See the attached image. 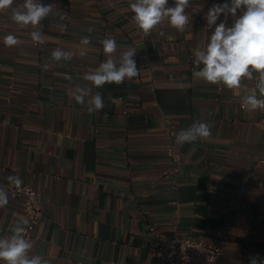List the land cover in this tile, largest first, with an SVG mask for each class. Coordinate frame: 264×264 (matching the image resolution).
<instances>
[{
    "label": "crops",
    "instance_id": "0c3cea01",
    "mask_svg": "<svg viewBox=\"0 0 264 264\" xmlns=\"http://www.w3.org/2000/svg\"><path fill=\"white\" fill-rule=\"evenodd\" d=\"M42 2L54 6L42 21L43 45L31 40L33 26L0 13V186L9 195L0 238L25 215L24 197L7 189V177L17 175L43 210L29 255L49 264H150L151 225L207 244L223 232L218 264L264 260V110L241 108L255 79L231 90L192 78L194 50L214 30L205 31V15L230 0H190L184 32L164 22L147 35L133 20L134 0ZM9 33L18 45L3 43ZM85 37L91 44L81 58ZM107 38L117 42L116 58L136 49L140 74L96 88L83 77L105 60ZM56 48L73 59L52 60ZM76 87L99 92L105 107L89 113L72 98ZM196 121L210 123L212 135L176 144Z\"/></svg>",
    "mask_w": 264,
    "mask_h": 264
},
{
    "label": "clouds",
    "instance_id": "9594fccd",
    "mask_svg": "<svg viewBox=\"0 0 264 264\" xmlns=\"http://www.w3.org/2000/svg\"><path fill=\"white\" fill-rule=\"evenodd\" d=\"M15 4L16 0H0V13L10 11L11 19L17 25L33 26L35 30L30 34L31 40L43 45L45 40L41 30L42 21L54 14L53 4H45L42 0H22L19 5L14 6ZM190 7V0H173L172 6H169V0H134L130 3V9L134 13L133 20L146 35L164 22L179 32H184L190 23L186 14V9ZM222 15L224 19L220 20ZM229 16L232 17L231 26L227 23ZM205 20V31L214 30L206 42L194 50L195 68L192 78L213 85H223L231 90L242 89L245 80L255 79V88L241 96V108L246 112L264 110V0L214 3L207 11ZM218 20L220 22L217 24ZM3 43L11 47L18 45L19 41L15 34L9 33L4 37ZM101 43L106 58L93 72L84 75V81L102 88L105 84L120 85L125 80L139 76L134 59L135 48L127 49L116 58L113 55L117 52L116 40L107 38ZM80 44L76 54L83 58L87 55L86 46L91 44V40L82 38ZM51 59L56 62L71 61L73 53L56 48L51 52ZM90 93V87H76L71 96L77 104L85 105L89 113L102 110L105 107L103 96L99 92L95 95ZM211 135L210 123L196 121L176 134L175 143L191 144ZM7 179L11 186L21 190L23 181L19 176L10 175ZM8 203V192L0 186V208ZM24 224H27L26 220L12 225L11 235L0 238V261L3 264H49L40 255H29L33 245L25 238ZM249 264H264V260L253 256L249 258Z\"/></svg>",
    "mask_w": 264,
    "mask_h": 264
},
{
    "label": "built area",
    "instance_id": "2783aa9c",
    "mask_svg": "<svg viewBox=\"0 0 264 264\" xmlns=\"http://www.w3.org/2000/svg\"><path fill=\"white\" fill-rule=\"evenodd\" d=\"M260 124L264 126V118ZM173 163L175 167L180 164L179 156H173ZM7 189L13 197H24L23 221L26 220L27 224L22 226L25 228V238L31 241L36 235L37 224L43 215L40 197L30 184L21 185V190L11 185H8ZM149 232L155 236L154 259L150 264H218L227 239V236L220 232V240L217 244H207L200 239L183 237L175 233L167 234L155 225L149 227Z\"/></svg>",
    "mask_w": 264,
    "mask_h": 264
}]
</instances>
